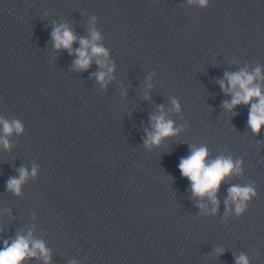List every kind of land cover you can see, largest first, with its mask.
Listing matches in <instances>:
<instances>
[{
  "label": "water",
  "instance_id": "95a60500",
  "mask_svg": "<svg viewBox=\"0 0 264 264\" xmlns=\"http://www.w3.org/2000/svg\"><path fill=\"white\" fill-rule=\"evenodd\" d=\"M61 25L71 53L53 47ZM91 29L108 55L77 69ZM97 59L113 68L103 83ZM257 67L264 77L263 0H0V119L23 125L0 144V247L31 232L49 264H264V126L252 133L249 105L225 109L219 85ZM161 109L180 131L145 145ZM191 146L241 162L215 213L178 169ZM233 185L255 191L240 215L225 205Z\"/></svg>",
  "mask_w": 264,
  "mask_h": 264
},
{
  "label": "clouds",
  "instance_id": "9594fccd",
  "mask_svg": "<svg viewBox=\"0 0 264 264\" xmlns=\"http://www.w3.org/2000/svg\"><path fill=\"white\" fill-rule=\"evenodd\" d=\"M200 7H207L208 0H195ZM53 47L56 49H65L72 52V44L77 37L66 26H59L53 29L52 33ZM100 39V34L95 30H90V38H80V47L75 49L77 59L74 65L77 69H87L94 56L107 57L105 48L95 42ZM96 64L101 70L96 73V79L103 83L105 79H111L113 68L105 63L104 60L97 59ZM225 79L219 81L221 89L231 95L229 101H225L223 107L229 111L240 104L249 105L247 124L253 134H258L264 126V91H262L259 81L264 78L261 76L259 67L252 72L241 69L238 72L224 74ZM225 81L227 83H225ZM151 87V85H149ZM253 98L255 100L253 101ZM175 111H180V105L176 100L172 101ZM153 121V131L146 133L145 145H159L163 138L177 134L180 129L174 128L173 121L166 119L163 110L159 115L150 118ZM2 133L0 135V144L8 147L7 136L15 131L17 134L23 131V125L20 121H8L0 119ZM209 153L205 146H191L190 152L186 157L180 159L178 169L181 175L190 182L191 191L197 197L207 196L213 207L211 211H217L216 193L220 184L232 173L240 172L239 160L233 162L231 158L217 156L214 159H208ZM28 175L35 176L36 169L33 167L31 172L25 168L19 169L17 177L9 178L6 188L14 194H20V188ZM229 196L225 205L231 202L234 204V211L237 215L246 210V202L255 196V191L251 186L233 185L228 190ZM204 207V205H200ZM31 245V247H30ZM39 254L44 264H49L50 255L44 243L31 238V232L27 235H17L9 243L3 241V247H0V264H27L28 258H34ZM236 264H249L248 258L241 254L236 258Z\"/></svg>",
  "mask_w": 264,
  "mask_h": 264
}]
</instances>
